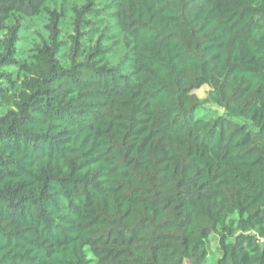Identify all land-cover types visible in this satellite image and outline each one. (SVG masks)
<instances>
[{"label":"trees","instance_id":"trees-1","mask_svg":"<svg viewBox=\"0 0 264 264\" xmlns=\"http://www.w3.org/2000/svg\"><path fill=\"white\" fill-rule=\"evenodd\" d=\"M262 238L264 0H0V264H264Z\"/></svg>","mask_w":264,"mask_h":264},{"label":"rangeland","instance_id":"rangeland-1","mask_svg":"<svg viewBox=\"0 0 264 264\" xmlns=\"http://www.w3.org/2000/svg\"><path fill=\"white\" fill-rule=\"evenodd\" d=\"M211 90L209 86H205L202 89L195 92L200 98L205 99L207 97L208 92ZM221 110V109H220ZM213 250V249H212ZM218 259L217 255H211L208 261V264H215L216 260Z\"/></svg>","mask_w":264,"mask_h":264},{"label":"built area","instance_id":"built-area-1","mask_svg":"<svg viewBox=\"0 0 264 264\" xmlns=\"http://www.w3.org/2000/svg\"><path fill=\"white\" fill-rule=\"evenodd\" d=\"M260 241H261V242H264V238H262Z\"/></svg>","mask_w":264,"mask_h":264}]
</instances>
